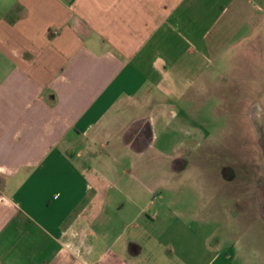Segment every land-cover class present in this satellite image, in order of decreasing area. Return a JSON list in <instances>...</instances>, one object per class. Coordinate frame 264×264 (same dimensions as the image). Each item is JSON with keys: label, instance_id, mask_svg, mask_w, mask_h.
Returning a JSON list of instances; mask_svg holds the SVG:
<instances>
[{"label": "crops", "instance_id": "0c3cea01", "mask_svg": "<svg viewBox=\"0 0 264 264\" xmlns=\"http://www.w3.org/2000/svg\"><path fill=\"white\" fill-rule=\"evenodd\" d=\"M257 68L264 0H0V264H199L177 222L213 216L142 159L198 153Z\"/></svg>", "mask_w": 264, "mask_h": 264}, {"label": "rangeland", "instance_id": "374dc122", "mask_svg": "<svg viewBox=\"0 0 264 264\" xmlns=\"http://www.w3.org/2000/svg\"><path fill=\"white\" fill-rule=\"evenodd\" d=\"M254 74L252 83L248 78L241 110H224L218 95L213 96L218 111L207 112L206 118L215 135L198 153L172 160L159 158L152 148L142 159L152 181L154 171L162 170L160 176L177 188L171 191L175 195H169V189L162 192L166 199L187 204L179 207L184 216L194 212L213 216L206 221L192 219L191 230L182 223L187 219L177 222L186 245L196 242L199 264L210 260L223 264L221 255L226 254L230 264H264V190L254 187L256 182L264 184V70L257 68ZM261 100V112L248 109ZM114 144H110L113 153L117 151ZM201 186L202 191L195 189ZM192 230L198 232L197 239Z\"/></svg>", "mask_w": 264, "mask_h": 264}]
</instances>
